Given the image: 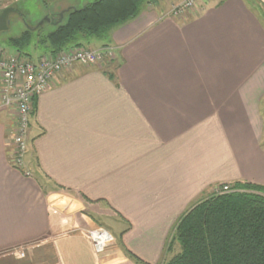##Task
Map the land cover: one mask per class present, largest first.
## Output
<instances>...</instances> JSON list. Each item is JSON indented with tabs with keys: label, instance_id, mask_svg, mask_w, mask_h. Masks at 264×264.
Masks as SVG:
<instances>
[{
	"label": "crops",
	"instance_id": "1",
	"mask_svg": "<svg viewBox=\"0 0 264 264\" xmlns=\"http://www.w3.org/2000/svg\"><path fill=\"white\" fill-rule=\"evenodd\" d=\"M172 2L81 42L116 60L77 64L36 99L32 177L9 163L16 116L0 109V264H21L17 251L27 264H138L128 252L161 264L193 205L264 186V0H201L179 18ZM100 217L113 242L90 239Z\"/></svg>",
	"mask_w": 264,
	"mask_h": 264
},
{
	"label": "trees",
	"instance_id": "2",
	"mask_svg": "<svg viewBox=\"0 0 264 264\" xmlns=\"http://www.w3.org/2000/svg\"><path fill=\"white\" fill-rule=\"evenodd\" d=\"M153 1L96 0L80 9L67 7L50 16L58 21L53 30L44 33L40 27L18 36L7 34L5 44L27 55H32L28 52L32 48L59 54L72 46L82 47V41L104 39L113 28L134 21ZM21 3L15 9L25 20ZM261 146L264 149V142ZM176 244L180 251L161 264H264V186L239 183L230 193L201 199L177 222L166 253H172ZM128 254L138 264H147Z\"/></svg>",
	"mask_w": 264,
	"mask_h": 264
},
{
	"label": "built area",
	"instance_id": "3",
	"mask_svg": "<svg viewBox=\"0 0 264 264\" xmlns=\"http://www.w3.org/2000/svg\"><path fill=\"white\" fill-rule=\"evenodd\" d=\"M201 0H180L171 5L167 17H183L197 6ZM116 60L112 47L89 49L72 46L59 54H46L33 58L24 53H11L0 47V109L12 111L16 118L11 137L12 152L9 163L26 177L33 173L27 169L31 121L37 98L46 93L53 80L63 72L70 71L77 64L90 67L107 65ZM217 195L232 192L231 186H221L215 191ZM90 239L97 244L113 242V237L104 229H95ZM19 259L25 258L23 251H17Z\"/></svg>",
	"mask_w": 264,
	"mask_h": 264
},
{
	"label": "rangeland",
	"instance_id": "4",
	"mask_svg": "<svg viewBox=\"0 0 264 264\" xmlns=\"http://www.w3.org/2000/svg\"><path fill=\"white\" fill-rule=\"evenodd\" d=\"M96 0H0V13H2L7 8H16L21 2L20 7L24 10L23 14L25 15L26 19L24 20L19 14L11 13L9 15L10 21V29L7 33L0 34V47L5 49H10L6 44L7 38L5 37L7 34L12 36L21 35L26 29H32L33 31L42 27V31L44 33L53 30V24L45 22L43 25L40 24L46 19L51 18L53 14H57L60 10L67 9V7H75V8H82L86 3H93ZM163 1V0H161ZM172 3L178 2L180 0H172ZM264 12V11H263ZM62 13V12H61ZM263 25H264V18H263ZM109 34V33H108ZM91 42L87 43L88 45ZM13 50V49H10ZM28 52L32 54L33 58H38L39 56L46 55L44 51L39 49H29ZM262 115L264 117V101L262 105ZM215 194L213 191L209 194ZM100 229L108 230L114 232L113 222L111 220H106L105 218L100 217ZM99 229V228H98ZM180 251V247L178 244L174 246V250L172 253L167 254L168 256H164L166 261L170 260L176 253ZM26 258L17 260L21 262V264H27V256Z\"/></svg>",
	"mask_w": 264,
	"mask_h": 264
},
{
	"label": "water",
	"instance_id": "5",
	"mask_svg": "<svg viewBox=\"0 0 264 264\" xmlns=\"http://www.w3.org/2000/svg\"><path fill=\"white\" fill-rule=\"evenodd\" d=\"M11 13H16L18 14L19 11L15 8H7L5 9L2 13H0V34L7 33L10 29V21H9V15ZM20 14V13H19ZM64 14L61 13L59 16V21L62 20ZM45 22L47 23H52V24H57L58 21H56L55 18H46L41 24L43 25Z\"/></svg>",
	"mask_w": 264,
	"mask_h": 264
}]
</instances>
